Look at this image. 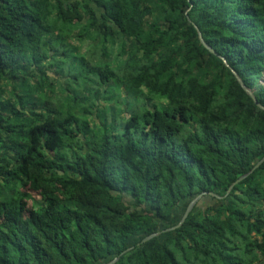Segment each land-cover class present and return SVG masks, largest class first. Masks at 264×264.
<instances>
[{
    "label": "trees",
    "instance_id": "1",
    "mask_svg": "<svg viewBox=\"0 0 264 264\" xmlns=\"http://www.w3.org/2000/svg\"><path fill=\"white\" fill-rule=\"evenodd\" d=\"M236 74L264 106V0H0V264H264Z\"/></svg>",
    "mask_w": 264,
    "mask_h": 264
},
{
    "label": "water",
    "instance_id": "2",
    "mask_svg": "<svg viewBox=\"0 0 264 264\" xmlns=\"http://www.w3.org/2000/svg\"><path fill=\"white\" fill-rule=\"evenodd\" d=\"M199 36H200V40H201V42H202L206 47H208L211 51H214V50L212 49V47H211V46L205 41V39L203 38V36H202V34H201L200 31H199ZM236 76H237L239 82L241 83V85L243 86V88H244V89H245V90H246V91H247V92L253 97V99L255 100V102H256L259 106L264 107L261 103H259V102L257 101V99H256V97L254 96L252 90L244 84V82L240 79V77H239L237 74H236ZM263 160H264V156H263L262 158H260V159L255 163V165H254L249 171H247L246 173H244V174H242L241 176H239V177H238V178H237V179H236V180L230 185V187L228 188V191H227V192H229L230 189H231V188H232L237 182H239L241 179H243L245 176H247L249 173H251V172H252L257 166H259V165L263 162ZM202 194H203V193L198 194L195 198H193V199L188 203V205H187V207H186V209H185V211H184V213H183V215H182L180 221H179L176 225L171 226V227H168V228H166V229H164V230H170V229H173V228L179 226V225H180V224L186 219V217L188 216V214L190 213V211L193 209L194 205L196 204V202L198 201V199L201 197ZM158 233H159V231L152 232V233L148 234L147 236H145L144 238H142V239L137 243V245H140L141 243L147 241L148 239H150L151 237L157 235ZM133 247H134V246H130V247H128L126 250H129V249H131V248H133ZM116 259H117V257L113 258V259L110 260V261H107V262H101V263H99V264H109V263L114 262Z\"/></svg>",
    "mask_w": 264,
    "mask_h": 264
},
{
    "label": "rangeland",
    "instance_id": "3",
    "mask_svg": "<svg viewBox=\"0 0 264 264\" xmlns=\"http://www.w3.org/2000/svg\"><path fill=\"white\" fill-rule=\"evenodd\" d=\"M148 32V29L147 28H141V35H146V33ZM68 39V38H67ZM89 43V41L87 40H85V41H83V42H81V44H88ZM79 44H80V42H78V47H79ZM75 45H76V43H75ZM87 46H89V44L87 45ZM87 46H85V50L87 49ZM83 48H84V46H82ZM118 48L119 47H116V49L115 50H118ZM89 56V55H88ZM23 189H29V184L27 183H25V186H23L22 187ZM32 193L33 194H36V192H33L32 191ZM29 207H30V204H29ZM187 207V206H186ZM186 209V208H185ZM185 211V210H184ZM184 213V212H183Z\"/></svg>",
    "mask_w": 264,
    "mask_h": 264
}]
</instances>
